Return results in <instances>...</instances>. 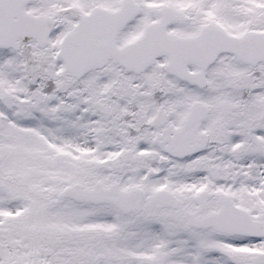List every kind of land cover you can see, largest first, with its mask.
I'll list each match as a JSON object with an SVG mask.
<instances>
[{"label":"snow or ice","instance_id":"snow-or-ice-1","mask_svg":"<svg viewBox=\"0 0 264 264\" xmlns=\"http://www.w3.org/2000/svg\"><path fill=\"white\" fill-rule=\"evenodd\" d=\"M0 264H264V0H0Z\"/></svg>","mask_w":264,"mask_h":264}]
</instances>
